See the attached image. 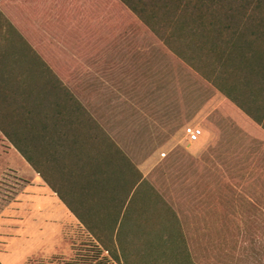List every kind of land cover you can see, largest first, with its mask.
<instances>
[{"label": "crops", "instance_id": "1", "mask_svg": "<svg viewBox=\"0 0 264 264\" xmlns=\"http://www.w3.org/2000/svg\"><path fill=\"white\" fill-rule=\"evenodd\" d=\"M8 8L0 0V63L4 50L10 51L11 56L19 51V35L28 40L26 33L21 32L16 10L13 6L9 8L12 11ZM5 12L13 28L10 43L4 39ZM130 21L126 23L136 25L126 34L130 40L122 45L124 48H118L113 59L109 57L106 66V97L96 92L99 75H94L99 73L100 66L88 67L94 74L90 94L78 92L84 81L77 78L75 85L67 81L70 89H76V101L98 124L99 128L92 130L93 137L97 138L91 144L66 145L64 140L50 139L45 134L43 178L8 142L10 151L20 155L30 169L27 198L32 225L28 229L27 246L15 243L10 248L15 250L13 254L0 252L3 264H24L32 257H50L57 247L53 240L59 238L58 235L66 238V233L107 231L120 234L122 239L129 231L137 232L141 216L138 210L146 193L145 186L150 180H175L181 161L196 158L192 145L195 142L189 141L186 128L195 127L197 117L209 137H219L230 119L237 130L264 144V108L257 113L253 95L238 85L222 84L219 88L205 79L212 92L199 114L193 105L190 109L194 101L189 94L186 109L179 92L185 84L176 77L180 71L178 61L198 72L174 54L138 17ZM164 66H169L172 79H163ZM157 68H163L158 79ZM12 86V83L10 87L0 86V99L5 91L10 90L12 96ZM14 98L10 106L0 101V109L16 107L19 97ZM0 134L5 137L1 131ZM151 137L161 138L155 148L148 139ZM148 151L155 153L146 158L138 156ZM192 247L188 242V258L200 264L196 256L191 255Z\"/></svg>", "mask_w": 264, "mask_h": 264}, {"label": "trees", "instance_id": "2", "mask_svg": "<svg viewBox=\"0 0 264 264\" xmlns=\"http://www.w3.org/2000/svg\"><path fill=\"white\" fill-rule=\"evenodd\" d=\"M25 1L19 5L30 10ZM42 1L48 3V0ZM71 1L64 10L65 18L72 21L75 17L83 33H88L89 25H93L95 33L99 31V24L109 26L107 15L95 0ZM119 1L201 76L219 88L222 84L238 85L254 96L257 113L261 112L260 108H264V0ZM4 26V39L10 43L13 28L9 23ZM18 43L17 53L11 56L10 51L4 50L1 56L0 86L6 88L12 83L14 90L12 96L10 90L5 91L0 101L10 106L12 97L14 100L19 97V104L13 109H0V131L44 178L45 134L50 139L64 140L66 145L85 147L97 138L93 137L92 130L99 127L21 35ZM239 106L242 108V104ZM249 115L255 117L254 113ZM253 193L243 199L226 196V212L216 214L210 209L203 218L167 209L164 228L156 239L159 248H163L161 264H197L186 252L191 220L204 223V236L208 240L206 264H264V182ZM91 235L106 250L110 248L108 243L119 241L121 246L123 243L120 234L113 232L95 231ZM154 241L155 238L150 243L155 244ZM170 248L173 251L168 254ZM154 262L151 264H159Z\"/></svg>", "mask_w": 264, "mask_h": 264}, {"label": "rangeland", "instance_id": "3", "mask_svg": "<svg viewBox=\"0 0 264 264\" xmlns=\"http://www.w3.org/2000/svg\"><path fill=\"white\" fill-rule=\"evenodd\" d=\"M2 1L6 8L13 6L21 22V32L26 33L28 38L26 42L74 96L76 89H70L68 82L75 85L77 78L84 81L82 90L79 88L78 92L90 94L94 74L88 67L100 66L99 73L94 75H99V89L96 83L93 87L100 96L106 97L104 75L109 57L113 59L118 48H124L122 45L130 40L126 34L130 28L136 27L135 24L126 23L131 22L135 15L125 5L119 0H95L107 15L109 26L99 24V31L95 33L93 25H89L88 33H83L82 27L76 25L75 17L72 21L65 18L64 10L72 4L71 0H48V3L27 0L25 3L30 6V10L26 5L24 8L19 5L23 0ZM32 7H36L35 10ZM3 18L8 23L6 12ZM159 40L163 41L161 38ZM178 64L180 71L176 77L185 84V88L182 86L179 89L182 104L185 103L188 108L189 94L194 101L190 109L193 105L196 114H199L212 87L203 76L187 68L184 63L178 61ZM162 69L155 70L157 79ZM170 71L169 66H164V80L172 79ZM150 76L149 80L152 79ZM173 79H176L175 76ZM199 121L197 117L195 127L201 131V138L192 144L196 158L189 157V160L186 158L181 161L175 180L149 181L138 210L141 216L137 232L129 231L122 238V246L119 241L116 244L108 243L110 248L106 250L85 231L66 233V238H63L65 240L57 234L59 238L53 240L57 247L50 257H32L25 260L24 264H151L154 261L161 264L163 248H159L156 239L159 231L164 228L163 221L167 219L166 214L170 209L186 211L191 216L203 218L210 209L216 214L226 212V196L230 199L241 196L240 199H243L254 195L258 185L264 182V144L237 130L230 119L219 137L213 138L205 134ZM148 139L151 147L155 148L161 138ZM8 142L0 134V252L13 254L15 250H10L13 244L27 246L30 238L28 229L32 224L28 215L27 194L31 175L22 157L10 151ZM154 153L148 151L138 156L146 158ZM171 228L169 226L168 229ZM204 231L203 222L195 223L191 220L188 228L190 246H193L191 255L196 256L200 264H206L208 250ZM153 238L155 244L150 243ZM172 251L168 249V254ZM0 264L3 263L0 261Z\"/></svg>", "mask_w": 264, "mask_h": 264}, {"label": "built area", "instance_id": "4", "mask_svg": "<svg viewBox=\"0 0 264 264\" xmlns=\"http://www.w3.org/2000/svg\"><path fill=\"white\" fill-rule=\"evenodd\" d=\"M186 133L188 135V139L191 142H197L201 138V131L196 127H187Z\"/></svg>", "mask_w": 264, "mask_h": 264}]
</instances>
